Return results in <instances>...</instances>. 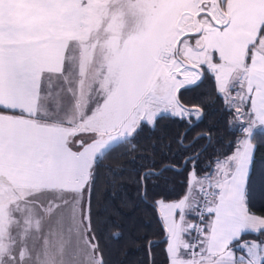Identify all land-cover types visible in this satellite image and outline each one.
<instances>
[{
    "label": "snow or ice",
    "instance_id": "snow-or-ice-1",
    "mask_svg": "<svg viewBox=\"0 0 264 264\" xmlns=\"http://www.w3.org/2000/svg\"><path fill=\"white\" fill-rule=\"evenodd\" d=\"M261 143L264 0H0V264H264Z\"/></svg>",
    "mask_w": 264,
    "mask_h": 264
},
{
    "label": "trees",
    "instance_id": "trees-1",
    "mask_svg": "<svg viewBox=\"0 0 264 264\" xmlns=\"http://www.w3.org/2000/svg\"><path fill=\"white\" fill-rule=\"evenodd\" d=\"M207 89H208V85L206 83L205 87L202 88V89L184 93V95H183L184 102L188 103V104L197 102L198 99H199L200 92L207 91ZM214 119H215V117H214ZM162 123L166 124V127H167L168 131L171 134H173V135H175L176 133L184 131L183 128L178 127L176 124H171V123H167V122H162ZM203 126L204 125H202L201 127H203ZM198 131H200L199 128L194 129L192 132L189 133L188 138L191 139L194 135H196V133ZM230 138L231 137H229V136H225L224 137V143L222 145V150H227V144H228V140ZM210 154L211 153H209V155ZM256 159H257V161H264V143H261L259 145L258 151L256 153ZM206 163H207L206 160H202L200 167H204L206 165ZM180 179L181 178H177V183H176V185L174 187V191L172 192V195H176V194H178L181 191L180 184H179ZM252 211L255 212L256 214H264V207H261L259 204H257L255 207H253ZM162 247L163 246L161 245V247H157V248L154 249V253H155L156 260H157V264H163L164 257L162 255ZM138 258H139V256L135 252V249H130L129 250V256L127 258L128 261H129V264H134V261L136 259H138Z\"/></svg>",
    "mask_w": 264,
    "mask_h": 264
}]
</instances>
